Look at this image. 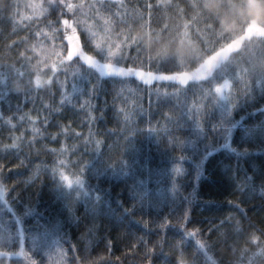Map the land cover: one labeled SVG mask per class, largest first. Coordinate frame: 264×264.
<instances>
[{
	"label": "trees",
	"instance_id": "16d2710c",
	"mask_svg": "<svg viewBox=\"0 0 264 264\" xmlns=\"http://www.w3.org/2000/svg\"><path fill=\"white\" fill-rule=\"evenodd\" d=\"M244 3L0 0V182L22 236L34 233L0 249V264H71L75 248L74 264H145V243L151 264H264V37L238 27ZM99 53L104 71L133 77L73 59ZM224 71L228 100L207 99L197 122L193 95L206 82L220 93ZM86 98L93 107H77ZM60 168L83 178L91 204L59 194Z\"/></svg>",
	"mask_w": 264,
	"mask_h": 264
},
{
	"label": "rangeland",
	"instance_id": "374dc122",
	"mask_svg": "<svg viewBox=\"0 0 264 264\" xmlns=\"http://www.w3.org/2000/svg\"><path fill=\"white\" fill-rule=\"evenodd\" d=\"M245 1L246 4L244 3V5L242 6L243 11L241 12V15L243 14V16L239 19L240 23L238 24V27L242 25L244 29L242 27L241 28L244 30V33L250 32L251 35H253L254 37L257 36V38H262L264 37V10L262 15L260 14V11L264 6V0ZM251 55H253L257 59L263 58L260 54V51H254L251 53ZM223 74L224 78L225 76H228L229 79L225 80L223 78L222 86L219 88V92H225L227 94L230 90V82L233 81V78H231L232 73H230V71H224ZM225 81H227V83H225ZM219 100L218 105L221 104L222 101L225 102L226 100H228V96H220ZM61 170L73 182L71 185H66L60 179ZM76 177H78L76 174L74 175L63 168H60L57 181H55L57 183V190L59 194H61L63 198L68 200L71 204H74V202L76 201L75 197H83L91 204V191H89V189L85 186V182L82 177L79 176L81 178L80 182L75 183ZM8 213H11V215H9V217H6ZM20 220H22V217H19L17 214L13 213L12 207L6 198L5 189L3 188L2 190H0V230H3L7 225L11 227H6L4 230V234H0V249L7 247L6 245H8V243H19V240L22 241L23 237L28 243L30 242V240H33L34 233L31 231L25 232L22 236L23 224L20 222ZM9 221H11V223H9ZM14 224L15 227H13ZM31 247H33V245ZM39 247L43 248L44 250H47V252L49 253L53 252V250L54 252L57 250V246L54 243V240L52 241L49 237H45V240H40ZM16 249L19 251L21 250L20 248ZM11 256L19 257L20 255L12 251Z\"/></svg>",
	"mask_w": 264,
	"mask_h": 264
},
{
	"label": "snow or ice",
	"instance_id": "6c2138e0",
	"mask_svg": "<svg viewBox=\"0 0 264 264\" xmlns=\"http://www.w3.org/2000/svg\"><path fill=\"white\" fill-rule=\"evenodd\" d=\"M100 7H101V8H108V9L110 10L111 7H112V5H110V4H101ZM98 14H99V13H98ZM73 59H74V61L76 62V64H82V65H84V66H86V67H92V68L99 69V71L101 72V74H105V73H107V74H113V75L117 76L118 78H123V77H133L132 74H121L120 71H119V69H115V70H113V71H111V72L104 71V70L102 69V67H101V66L103 65V63H105V58H104V56H103V53H99V54H97V56H96L95 61H94L93 64H86V63H84V61L80 60L79 56L74 57ZM143 82L146 83L145 81H143ZM121 83L124 85V84L126 83V81L123 80V79H121ZM217 83H219V82H217ZM225 83H227V81H225ZM58 84L60 85L61 88H63V87L66 86V84H67V74H65V75L63 76V79L58 78ZM206 85H207V87H203V88L198 89V94H194V95H193V100L195 101V103L193 104V102L190 101V108H191L192 110H193V108L195 109V117H196V119H197V122H199L201 111L204 110V109L206 108V106H207V105H206V100H207V99H215L217 96H225V97H226V96H230V94H221V93H218L217 91H214V90H213V87H214V84H213V83H208V82H206ZM245 87H247V85H246ZM50 90H51V89H50ZM50 90H49V91H50ZM32 94H34V93L29 92V94H28V96L26 97V99H28L29 96L32 95ZM118 96H119V92L117 91V92H116V97L118 98ZM114 99H115V98H114ZM63 100H64V96H63V94H61V95H60V101H61V103L63 102ZM85 102L88 103V107H89V109H91V108L93 107V106H92V103H91V99H88V98L84 99L80 104L77 105V107H79V108H83ZM150 102H151V101H150ZM56 110L58 111L59 109H56ZM141 111H143V109H141ZM118 114H119V113L117 112V115H118ZM25 115H26V114H25ZM88 115H89V121H88V122H89V124L91 125V122H92V120H91L92 113L89 112ZM131 115H132L131 112L126 113V117H129V118H130ZM172 116H173L172 113H164V117H165V118H171ZM20 118L23 119V118H24V115H21ZM30 119H35V118L30 117ZM5 120H6L7 123H11V119H10V118H7V117H6ZM45 123H47V119H45ZM158 123H159V121H158ZM150 127H151V125H150ZM32 130H33V132H36V131H37V129H36L35 127H33ZM153 130H158V129H157V128H154ZM89 131L91 132V128L89 129ZM131 131H132V130H129V134H131ZM53 135H54V134H53ZM85 140H86V142H88V138H87V137L85 138ZM96 144H97V148H99L100 141L97 140V141H96ZM11 147H15V144H13ZM60 147H61V149H63V147H64L63 143H61ZM29 151H32L31 146H29ZM52 151L55 152L56 150L53 149ZM62 154H63V153H61V155H62ZM3 168H4V165H3V164H0V169H3ZM53 170L56 171L55 168H53ZM80 171H82V167L80 168ZM177 171H179V169H177ZM4 174H5V173H4L3 171H0V181H2ZM60 179H61L66 185H71V184L73 183V182L69 179V177H68L67 175L64 174V172H63L62 170L60 171ZM80 180H81V178H80L79 176L76 177V179H75V183H79ZM4 187H5V185H4L3 183H0V190H2ZM142 222L145 223V226H147V222H145V221H142ZM170 223H173V222H172L171 220L165 218V219H164V220L158 225V227H159V229L163 230V229H165L166 226H167L168 224H170ZM180 226H181V227H184V222H183V220L180 221ZM193 231H194V230H186V235H193ZM139 239L143 240L144 238L141 237V238H139ZM157 241H158L159 243H161V244L163 243V233H162V232H161V236L157 238ZM196 243H197L198 245L204 246L205 244H207V241H202V240L197 239V240H196ZM110 249H111V242L108 241V242L106 243V246H105L104 251L107 253V255H108V257H109V262H112V261H111ZM83 251H84V249L81 250V249H79V248H75V250H74V255H73L72 260H71V264H74V262H75V261H76V260L82 255ZM154 251H155V245H153V246H151V247L149 248V246H148L147 243L144 244V251H143V253H142V257H143V260L145 261V264H151V254H152ZM18 254H19V255H26V253H24L23 249H21L20 252H19ZM31 264H36V261H35V260H32V261H31ZM181 264H187V262H186L183 258H181Z\"/></svg>",
	"mask_w": 264,
	"mask_h": 264
}]
</instances>
